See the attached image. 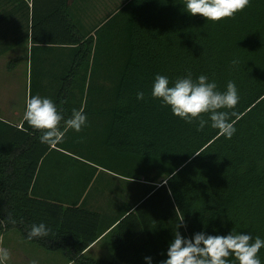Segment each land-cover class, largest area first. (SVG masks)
Returning a JSON list of instances; mask_svg holds the SVG:
<instances>
[{
	"label": "trees",
	"instance_id": "obj_1",
	"mask_svg": "<svg viewBox=\"0 0 264 264\" xmlns=\"http://www.w3.org/2000/svg\"><path fill=\"white\" fill-rule=\"evenodd\" d=\"M29 12L32 26L62 15V32H34L33 40L69 46V63L61 73L36 67L37 74H60L51 100L65 119L83 108L87 123L52 148L26 121L17 127L0 119V235L15 229L30 243L61 249L72 264H149L146 257L161 264L175 231L192 238L234 230L264 239V0L216 23L190 15L183 0H129L84 33L71 28L66 11ZM189 72L193 80L207 75L221 92L235 83L239 102L231 111L239 118L231 117V139L210 121L197 131L152 98L157 74L171 86ZM43 88L31 85L29 95L48 98ZM57 149L60 158L51 156ZM44 161L58 169L49 176L58 193L48 198L35 193ZM93 194L118 207L107 225L110 261L82 254L103 234L104 216L82 206ZM40 223L51 233L28 239ZM258 255L264 264V248Z\"/></svg>",
	"mask_w": 264,
	"mask_h": 264
},
{
	"label": "clouds",
	"instance_id": "obj_2",
	"mask_svg": "<svg viewBox=\"0 0 264 264\" xmlns=\"http://www.w3.org/2000/svg\"><path fill=\"white\" fill-rule=\"evenodd\" d=\"M185 11L190 15H200L207 21L220 22L233 19L250 5V0H183ZM232 65L238 63L233 60ZM151 96L160 100L161 107H169L171 112L188 124L195 123L196 130L202 131L209 121L213 129L219 130V135L231 139L235 134V109L239 102L238 91L233 81H229L226 91H218L217 84L209 82L207 75H200L193 80L189 72L185 77L177 78L170 86L167 76L157 74L151 90ZM138 100L145 98L138 92ZM207 116L208 119L204 117ZM24 121L35 130L41 132V143L54 146L62 143L69 130L77 133L86 126L87 117L83 108L73 109L68 119L57 109L50 98L39 95H29L26 99ZM63 122V127H62ZM166 179L164 183H166ZM12 223V220L9 217ZM183 219L177 224V228ZM51 228L44 223L32 225L28 239L47 237ZM264 248V239L253 238L250 234H241L232 230L227 235H208L204 232L185 238L175 231L174 239L167 250V259L161 264H232L234 258L237 264H262L259 258L260 250ZM11 254L8 249L0 247V264H7ZM149 264L151 258L146 257ZM30 264H36L31 261Z\"/></svg>",
	"mask_w": 264,
	"mask_h": 264
},
{
	"label": "crops",
	"instance_id": "obj_3",
	"mask_svg": "<svg viewBox=\"0 0 264 264\" xmlns=\"http://www.w3.org/2000/svg\"><path fill=\"white\" fill-rule=\"evenodd\" d=\"M63 1L66 0H0V119L8 124L20 127L24 121L26 99L30 89L27 82L23 83L20 92H16L15 88L18 80L24 77L22 63L26 64L29 57L38 58L39 62L44 63L49 58V54H52V57L57 54L60 55L63 53L60 50L69 47L33 40L34 32L36 35L53 30L62 32L61 14H56L32 26V14L31 12L27 14V11H66L71 28L74 31L84 33L93 26L102 23L115 11H119V8L129 0H67L66 6L62 4ZM54 51H57L55 55H53ZM58 151L61 152H52L51 156L62 157L64 151ZM55 165L44 161L39 166V183L35 189L36 194L46 198L57 195L55 193L58 192L51 188L52 184L49 177L57 173L58 169ZM105 174L104 180H113L112 174ZM113 178L116 177L113 175ZM116 182L114 179V185ZM99 192L106 193L105 187H102ZM86 197L82 206L99 212L104 216V220L102 217L100 223L103 234L82 254L93 261H110L114 255V242L110 235L113 227L107 225L111 215L116 214L118 207L114 200L100 198L96 194ZM0 247L8 249L11 254L7 264H30L31 261H36V264H72L65 258L61 249L47 250L37 244L30 243L15 229L4 231L0 235Z\"/></svg>",
	"mask_w": 264,
	"mask_h": 264
},
{
	"label": "rangeland",
	"instance_id": "obj_4",
	"mask_svg": "<svg viewBox=\"0 0 264 264\" xmlns=\"http://www.w3.org/2000/svg\"><path fill=\"white\" fill-rule=\"evenodd\" d=\"M60 51H62L63 53L60 54V55L57 54L56 56H53V57H52V54H49L48 55L49 58L46 61H44V63H42V61L39 62L38 58L32 59L31 57L28 58L26 64L22 63L21 66H22V73L24 75V77H23L24 79L20 78L18 80L17 86L18 85L19 86L15 87L16 88V92L17 91L20 92V90L22 89L21 87L23 86V83L27 82V86H28L29 89H30L31 85H32V89H35L36 87H39V86H43V87L45 86V88H43L42 92L49 93L48 98L51 99L52 94H53L54 90L57 89L56 86L58 84V80L55 79V76H59L60 74H56V75H49V74L50 73H55L56 71H57V73H61V71H59L60 68H58V67H64L65 65H67L69 63L68 58H69L70 53L67 50H60ZM56 52L57 51H54L53 55H55ZM61 59L64 60V63L60 62ZM36 67H38V68L39 67H43L46 70L49 69L47 71L49 74H44L41 77L38 76V74H37L38 69ZM49 76L51 78H53V80L48 79V78L46 80H43V81H39L38 80V79H42L44 77H49ZM43 82L52 84L53 85V89L50 87V84H44ZM16 92H14V93H16ZM79 151L82 152V150H79ZM105 152H106V150L104 148H102L100 150V152H99V155L103 158L104 155H105ZM83 153L86 154L87 157H89V155H90L89 153H85V151ZM134 189H136V186H134ZM118 194H120V193H118Z\"/></svg>",
	"mask_w": 264,
	"mask_h": 264
}]
</instances>
